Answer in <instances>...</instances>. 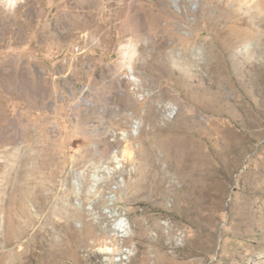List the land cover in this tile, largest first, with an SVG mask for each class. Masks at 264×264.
Returning <instances> with one entry per match:
<instances>
[{
    "label": "rangeland",
    "instance_id": "1",
    "mask_svg": "<svg viewBox=\"0 0 264 264\" xmlns=\"http://www.w3.org/2000/svg\"><path fill=\"white\" fill-rule=\"evenodd\" d=\"M0 264H264V0H0Z\"/></svg>",
    "mask_w": 264,
    "mask_h": 264
},
{
    "label": "bare ground",
    "instance_id": "2",
    "mask_svg": "<svg viewBox=\"0 0 264 264\" xmlns=\"http://www.w3.org/2000/svg\"><path fill=\"white\" fill-rule=\"evenodd\" d=\"M173 142V141H172ZM177 141H175L174 143H176ZM174 145L175 144H172V148L174 147ZM171 146V145H170ZM177 148V147H176ZM174 149V148H173ZM178 149V148H177ZM177 149H175L176 151H177ZM188 150H189V148H188ZM187 150V151H188ZM187 154V153H186ZM174 157V156H173ZM192 175H191V179H192V181L193 182H195V181H201V180H203V179H205V178H207V177H210V175L209 176H207L208 174H206V173H202V171L201 172H197V171H194V173L192 172L191 173ZM212 176V175H211ZM214 176V175H213ZM192 185V184H191ZM200 185V184H199ZM193 186H194V184H193ZM196 190H198V189H196ZM197 193V192H196Z\"/></svg>",
    "mask_w": 264,
    "mask_h": 264
}]
</instances>
